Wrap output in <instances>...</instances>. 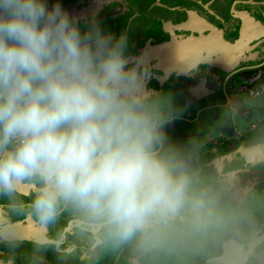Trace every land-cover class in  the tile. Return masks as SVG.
I'll return each mask as SVG.
<instances>
[{"label":"clouds","instance_id":"clouds-1","mask_svg":"<svg viewBox=\"0 0 264 264\" xmlns=\"http://www.w3.org/2000/svg\"><path fill=\"white\" fill-rule=\"evenodd\" d=\"M104 3L77 14L61 0H0V197L9 213L0 243L20 242L13 215L43 230L67 213L74 238L62 253L74 244L89 259L126 250L129 264H185L200 253L214 264H264V228L198 179L169 136L187 107L150 86L160 79L155 56L104 27ZM198 73L183 60L174 71ZM53 239L66 241L63 230ZM34 243L45 246L39 235Z\"/></svg>","mask_w":264,"mask_h":264},{"label":"flooded vegetation","instance_id":"flooded-vegetation-1","mask_svg":"<svg viewBox=\"0 0 264 264\" xmlns=\"http://www.w3.org/2000/svg\"><path fill=\"white\" fill-rule=\"evenodd\" d=\"M61 3L69 12L77 14L94 7V0H61ZM215 3H221L223 7H216ZM136 4L137 6L148 5L146 0H105L100 19L103 23H108V29L115 33H119L123 25L124 32L129 35L130 42L135 45L136 49L150 50L160 66L157 72L160 79L155 84L158 88L171 91L177 103L187 107L185 116L190 117L192 114L193 106L191 105L212 94L208 90L211 86H218L224 94V105L229 104V97L226 96L225 90L228 87L239 86L242 83L241 80L245 78L241 75L243 72L255 71L251 82L258 81L257 93L264 92V79H261L264 75V0H153L148 8L158 11L157 16L151 22L148 19V23L141 30L134 28L133 17L125 20V16L119 15L125 8L127 10L125 9L124 12L129 15V12L136 8ZM119 9H121L120 12ZM180 60L198 63L197 76L194 78L176 77L174 71L180 66ZM215 67H222L227 74L221 79V75L209 70ZM201 79L206 81L204 88L200 85ZM211 105L197 109V111H203L205 121L183 116L180 122H176L169 129L173 132L170 137L181 142L182 138L189 136L188 142H182V148L189 153L185 158L191 168L194 170L196 168L195 171L199 172L203 159L207 161L216 157L212 154L213 152L209 153L210 146L201 147L203 143L217 136V131H214L211 124L212 118L207 117V111L213 108ZM226 107L229 110V106ZM202 124L209 127L206 135L202 134L204 130ZM189 127L191 130H188ZM210 131L211 134H209ZM235 135L227 139L221 149L216 151L220 154L218 158L230 162L233 153L238 151L244 158L248 157L251 160L259 155L257 145L254 146L251 143L245 145L239 138L243 134ZM188 144H192L193 149ZM223 148L232 149L226 152ZM260 154L264 156V153ZM224 181L227 194L225 204L236 209L237 215L242 216L246 222L250 221L255 227L259 223L262 224L260 228H264V209L257 207L259 206L257 201L263 200L264 196L261 197L256 191L252 195L244 196V204L237 205V207L233 201L239 198L237 183L240 185V181L234 176L224 177ZM208 183L206 180L202 182L206 188L211 190ZM19 199L28 203L29 192H22ZM7 204L8 200L0 197V223L5 222L9 215ZM11 220L14 222L12 227L20 233L19 239L34 243L39 235L45 246L37 248L36 244L21 241L16 246L24 244L31 246V250L25 253L17 251L16 246L10 247L0 243V264H129L130 257L126 250L123 252L109 250L100 255L98 259H89L86 254L77 252L74 244H70L67 252L62 253L59 249L64 243L71 242L74 238L68 216L61 221V226L57 224L43 230H38L32 217L26 213L19 216L13 215ZM60 229L67 238L66 242L60 243L61 247L53 239ZM208 258L210 257L204 253L193 254L185 258V264H204ZM132 264L135 262L133 261Z\"/></svg>","mask_w":264,"mask_h":264},{"label":"rangeland","instance_id":"rangeland-1","mask_svg":"<svg viewBox=\"0 0 264 264\" xmlns=\"http://www.w3.org/2000/svg\"><path fill=\"white\" fill-rule=\"evenodd\" d=\"M152 1L153 0H146L148 5L145 4L143 6H137L136 4V8H133L134 10L130 11L129 15L124 12L126 9L125 8L123 9L124 11L121 12V14L119 15L125 16V20L127 18L131 19L133 17L134 28H138L139 30H141L143 26L148 23V19H150L149 22H151V20L157 16L158 11H152L151 8H148ZM214 5H216V7H223V4L221 3H215ZM120 11L121 9H119V12ZM214 11H218V9H214ZM219 11L222 10L219 9ZM166 14H168V11H166ZM103 24L104 27L108 29L109 24L106 22H104ZM122 26L118 32L124 31V26L123 29ZM260 52L262 53V51ZM209 70L217 73L218 75H221V79L225 74H227L222 69V67H215L212 69L210 68ZM254 73L255 71L241 73V75L245 76V78L241 80L242 83H240V85L235 88L228 87L225 90L226 96L229 97V104H227L229 106V110L226 107L227 105H224V94L221 93L219 87L211 86L208 90L212 94H209V96L205 97L203 100H199L196 104L191 105L193 106V111L190 117L184 115L185 117L190 119L194 118L195 120L198 119L199 121H205V115L203 111H197V109L203 108L208 104H212L211 106L213 108H210V110L207 111V117L210 116L212 118L211 124L213 125L214 131H217V136H215L212 140L208 141L207 143H203L201 147L207 148L210 146L209 153L213 152L212 154H214V156L216 157H211L212 160L208 159L207 161L206 159H203L201 162L202 168L200 172H196L198 173V179L201 182H204L205 180L209 182L208 186L209 188H211V190H209L217 193L223 203L227 201V194L224 189L226 185L224 177H236L240 181V185H238L237 183V192H239V198L237 197V200L233 201L235 202L236 206L244 204V196L252 195V193L256 191L257 194H259L261 197L264 196V156L260 154L264 153V92L257 93L258 81L251 82V77H253ZM261 79H264V75L261 77ZM156 81L157 80H154L150 86L153 88H158V86L155 84ZM180 121L181 120L177 122ZM202 127L204 128V130H202V134L206 135L208 133L209 127L208 125L205 126L204 124H202ZM188 130H191V128L189 127ZM237 132L243 134V136L239 137L244 142L243 144L247 145L251 143L254 144V146L257 145V151L259 155H257V157H255L253 160L248 157L244 158L239 153V151L233 153L230 162L218 158L220 154H217L216 151H219L221 149V147L223 146L222 144H225L227 139L234 137L235 134V136H237V134H239ZM172 133V131H169V136ZM209 134H211V131L209 132ZM258 134H260L262 137H260ZM171 139L173 141L175 138L171 137ZM188 140H190L189 136H185L184 139L182 138L183 143L188 142ZM173 142L177 144L182 151H184L183 154L185 157L189 154L182 148L181 141L175 139ZM188 146L193 149L192 144H188ZM232 148L223 149L224 151H226L231 150ZM219 153L223 154L224 152ZM257 203L259 204V206L257 207H259L260 209H264V197L263 200L257 201ZM67 216L68 214L65 213L61 217L62 219H60L58 224L60 225L61 221L65 219V217L67 218ZM261 225L262 224L257 223L258 228H260ZM63 236L66 238L64 233ZM21 241L28 242L30 244H35L32 243V241H27L23 239H20V242ZM61 245L62 244H60L59 247H61ZM16 247L17 248L15 249L20 252L26 253L31 250V246L26 244Z\"/></svg>","mask_w":264,"mask_h":264},{"label":"water","instance_id":"water-1","mask_svg":"<svg viewBox=\"0 0 264 264\" xmlns=\"http://www.w3.org/2000/svg\"><path fill=\"white\" fill-rule=\"evenodd\" d=\"M205 262H207V264H214L213 260L211 258H208L204 261V264Z\"/></svg>","mask_w":264,"mask_h":264},{"label":"crops","instance_id":"crops-1","mask_svg":"<svg viewBox=\"0 0 264 264\" xmlns=\"http://www.w3.org/2000/svg\"><path fill=\"white\" fill-rule=\"evenodd\" d=\"M23 192H26V193H28V191H23Z\"/></svg>","mask_w":264,"mask_h":264}]
</instances>
